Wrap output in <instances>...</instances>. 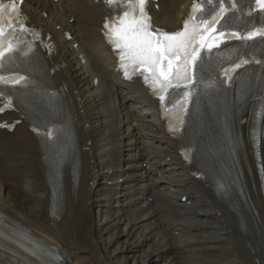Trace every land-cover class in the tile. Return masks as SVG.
<instances>
[{
  "label": "bare ground",
  "instance_id": "bare-ground-1",
  "mask_svg": "<svg viewBox=\"0 0 264 264\" xmlns=\"http://www.w3.org/2000/svg\"><path fill=\"white\" fill-rule=\"evenodd\" d=\"M193 2L150 0L147 11L155 27L173 32ZM20 11L28 27L40 30L51 73L72 107L81 163L76 186L63 170L55 178L61 188L52 215L30 123L16 111L0 112V124L19 121L0 127V208L55 243L64 259L49 262L21 246L44 264H264L256 173L247 180L257 216L249 207L233 212L191 177L160 103L139 76L126 80L118 69L102 0H24ZM262 158L264 164V138Z\"/></svg>",
  "mask_w": 264,
  "mask_h": 264
},
{
  "label": "snow or ice",
  "instance_id": "snow-or-ice-1",
  "mask_svg": "<svg viewBox=\"0 0 264 264\" xmlns=\"http://www.w3.org/2000/svg\"><path fill=\"white\" fill-rule=\"evenodd\" d=\"M149 2L150 0H104V3L116 13L114 17L106 18L104 29L108 43L117 53L118 69L128 79H131L133 73L141 75L144 83L158 95L162 105L167 100L169 89L183 87L186 90L181 100L176 103L178 105L183 103L186 107L192 98L194 85L198 83L197 74L204 70L205 52L211 53L213 48H218L226 39L251 41L257 37L264 38V27L245 34L220 30L226 26V15L229 12L226 5L229 0H194L190 15L184 20L182 29L175 32L153 26L152 17L147 11ZM230 2L231 9L238 10L236 0ZM255 4L259 11L264 12V0H255ZM5 10L16 13L15 23H19L21 31L26 30L25 25L19 22L17 4L12 3L9 8L8 5L0 3V68L3 67L2 61L6 54L16 48L12 40L6 36L9 30L16 31L14 18L11 15L6 16ZM31 51L29 47L28 52ZM247 63L248 60H242L241 63L234 65L232 71ZM225 76L228 80L232 79L228 75V70H225ZM0 84L11 87L26 85L27 77L0 75ZM213 85L214 82L208 86ZM0 99L4 101L0 106V112L14 107L13 98L3 90H0ZM180 123L183 124V120ZM0 127L12 126L4 123L0 124ZM33 131L40 134L36 127ZM175 131H179V128ZM45 135L48 140L55 143L59 141L61 132L50 128ZM22 238L27 239V236ZM36 246L38 250L46 251L43 247Z\"/></svg>",
  "mask_w": 264,
  "mask_h": 264
},
{
  "label": "rangeland",
  "instance_id": "rangeland-1",
  "mask_svg": "<svg viewBox=\"0 0 264 264\" xmlns=\"http://www.w3.org/2000/svg\"><path fill=\"white\" fill-rule=\"evenodd\" d=\"M130 124H131V126L134 127V128H139V127H140V126H139L140 124H139L138 122H135V121H131ZM119 178H120V177H119ZM114 196H116V197L118 198L119 193H118L117 191L114 192ZM93 214H94V215L96 214L95 209L93 210Z\"/></svg>",
  "mask_w": 264,
  "mask_h": 264
}]
</instances>
